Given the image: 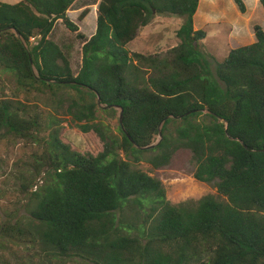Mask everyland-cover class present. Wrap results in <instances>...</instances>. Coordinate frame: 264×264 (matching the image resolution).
<instances>
[{"label": "trees", "instance_id": "16d2710c", "mask_svg": "<svg viewBox=\"0 0 264 264\" xmlns=\"http://www.w3.org/2000/svg\"><path fill=\"white\" fill-rule=\"evenodd\" d=\"M76 1L0 2V69L17 85L0 98V133L39 142L40 118L17 98L37 90L104 144L84 154L51 131L35 161L43 183L25 186L29 219L3 224L2 235L90 264H264L263 26L219 61L201 48L200 0H100L89 39L68 14ZM234 1L247 12L245 0ZM158 15L184 18L179 43L164 54L131 51ZM58 22L83 40L78 73L52 38ZM100 105L119 116L123 108L120 134L94 122ZM181 149L220 198L173 204L164 183L138 167L168 166Z\"/></svg>", "mask_w": 264, "mask_h": 264}, {"label": "rangeland", "instance_id": "374dc122", "mask_svg": "<svg viewBox=\"0 0 264 264\" xmlns=\"http://www.w3.org/2000/svg\"><path fill=\"white\" fill-rule=\"evenodd\" d=\"M0 1L15 4L20 0ZM245 2L249 7L247 15L242 14L237 5L232 7L223 3L221 22L212 21L204 28L208 32L204 40L205 44L201 47L205 53L223 61L230 49L237 46L229 36L224 37L225 35L230 34L234 29L247 31L242 37L248 36V31L254 34L253 28L250 27L251 20L253 24L264 26V7L261 3L257 0H245ZM93 4L88 0H81L80 10L71 13L73 20L80 25V33L84 34L86 39L91 38L96 31L97 10ZM87 5L92 6L86 9ZM85 10L88 14L81 20L80 17ZM183 22L184 18L180 16L158 15L150 25L140 30L139 35L128 45L129 49L144 54H164L179 43L177 31ZM52 38L71 60L74 73H78L82 63L83 40L62 23L56 24ZM16 89L14 78L3 75L0 69V98L4 95L14 96ZM17 94L18 99L31 106L30 114L39 116L42 131L39 142L20 138L5 131L0 133V227L8 222L28 221L29 194L25 186H28L30 191H34L43 183L45 172L36 167L35 161L44 151L45 140L49 139L51 131L60 129L62 140L69 143L74 150L84 154L96 155L104 148L103 142L94 131L83 132L64 109L56 107L57 101L50 100L46 93L35 90L31 93L20 91ZM104 109L103 105L98 107L97 119L94 122L104 125L110 134H120L119 112L114 113ZM138 167L164 183L167 198L173 204L191 199L199 200L207 194L220 198L215 183L201 182L193 176L195 166L192 152L188 149L176 152L171 163L163 168L154 169L147 162H141ZM31 182L34 185H31ZM0 264L90 263L80 258L48 257L40 244L24 238L3 236L0 229Z\"/></svg>", "mask_w": 264, "mask_h": 264}, {"label": "crops", "instance_id": "0c3cea01", "mask_svg": "<svg viewBox=\"0 0 264 264\" xmlns=\"http://www.w3.org/2000/svg\"><path fill=\"white\" fill-rule=\"evenodd\" d=\"M257 1L260 2V0H257ZM0 2H3V1H0ZM80 2H81V0L76 1L73 4L72 8L68 11V14L71 18H72V16H71L72 12H76L77 10H80V8H81L79 5ZM88 2L94 3L93 5L96 7L95 10H97V15H98V5H99L100 0H91V1L88 0ZM234 2H235L234 0H201L200 7L198 8V11L195 15V28L196 29H204V28L208 27V25L212 21L221 22V20H222L221 10L223 8V3L233 7L236 5ZM89 6H92V5H87L86 9L90 8ZM247 14H249V7L248 6H247V12L244 13V15H247ZM96 20H97V17H96ZM59 23H61V22H58L57 24H59ZM254 25H256V24H253L252 20H251L250 21V27L253 28ZM263 28H264V26H263ZM246 32L247 31H237L234 29L233 31H230V34H227L224 37L229 36V38L233 40L234 45H237L236 47L251 44V43L255 42L256 41L255 34H253L251 31H248V36L242 37V36H244V34Z\"/></svg>", "mask_w": 264, "mask_h": 264}, {"label": "water", "instance_id": "95a60500", "mask_svg": "<svg viewBox=\"0 0 264 264\" xmlns=\"http://www.w3.org/2000/svg\"><path fill=\"white\" fill-rule=\"evenodd\" d=\"M17 35L22 39V37H21V35H20L19 33H17ZM99 101H100V100H99ZM119 108H120V110H121L119 121H120L122 127L124 128V126H123V108H122V107H119ZM129 137H130V136H129ZM238 140L240 141V139H238ZM158 142H159V141H157L156 143H154V144H152V145H150V146H147V147H140V146H137V147H139V148H141V149L149 148V147H153V146H155ZM243 145L246 146V144H244V143H243Z\"/></svg>", "mask_w": 264, "mask_h": 264}]
</instances>
